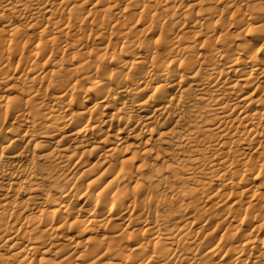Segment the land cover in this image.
Wrapping results in <instances>:
<instances>
[{
  "label": "bare ground",
  "instance_id": "6f19581e",
  "mask_svg": "<svg viewBox=\"0 0 264 264\" xmlns=\"http://www.w3.org/2000/svg\"><path fill=\"white\" fill-rule=\"evenodd\" d=\"M0 264H264V0H0Z\"/></svg>",
  "mask_w": 264,
  "mask_h": 264
}]
</instances>
